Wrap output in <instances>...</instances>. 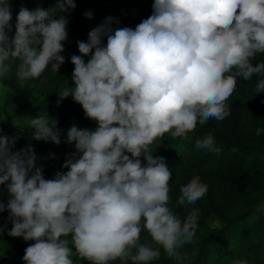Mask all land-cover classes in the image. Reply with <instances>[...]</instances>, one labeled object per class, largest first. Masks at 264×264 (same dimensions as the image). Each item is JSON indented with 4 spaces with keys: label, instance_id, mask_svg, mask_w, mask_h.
Wrapping results in <instances>:
<instances>
[{
    "label": "clouds",
    "instance_id": "obj_1",
    "mask_svg": "<svg viewBox=\"0 0 264 264\" xmlns=\"http://www.w3.org/2000/svg\"><path fill=\"white\" fill-rule=\"evenodd\" d=\"M75 8V0H56L47 9L22 6L10 36L12 2L0 0V88L13 67L21 85L49 65L59 71L68 38L61 13ZM113 22L119 20L106 17L87 42H77L74 87L65 79L57 93V106L71 96L97 125L68 130L76 150L62 165L68 171L46 179L31 145L13 151L17 138L0 135V185L9 197L6 205L0 201V213H9V236L34 241L25 264H76L73 257L87 264H152L161 248L184 264L200 210L193 207L182 220L169 206L172 172L153 151L166 134L186 141L197 124L227 118L238 78L261 77L255 92L264 93V62L252 63L264 54V0H154L152 14L134 29H113ZM57 123L47 112L32 118L31 138L59 145ZM195 147L222 151L210 133ZM179 193L176 204L187 209L206 196L208 185L193 176ZM145 231L151 243L142 241Z\"/></svg>",
    "mask_w": 264,
    "mask_h": 264
},
{
    "label": "trees",
    "instance_id": "obj_2",
    "mask_svg": "<svg viewBox=\"0 0 264 264\" xmlns=\"http://www.w3.org/2000/svg\"><path fill=\"white\" fill-rule=\"evenodd\" d=\"M12 23L15 33V19L19 9L23 6L29 10L36 7L45 9L52 7L56 0H11ZM154 0H75L76 8L61 13L68 19V38L64 42L65 63L61 66L68 71V75L55 73L49 65L40 78L24 82L21 85L15 76V67L2 83L5 86L0 92V135L16 137L13 151L27 148L34 149L38 159L37 167H43L46 179L54 178L58 171H63L65 150L69 145L67 132L72 126L78 129L95 130L96 122L85 117L84 111L71 96L60 101L57 106L58 92L72 85L74 65L72 55H81L78 50V41L87 42L88 33L99 26L106 17H113L119 23L113 22L112 28H135L142 20L152 14ZM91 12V18L84 15ZM57 16L60 14L57 13ZM105 46L107 38L103 40ZM89 56H84L85 62ZM14 65L19 61H14ZM261 77L253 76L245 81L242 77L237 80L234 94L229 98L231 114L223 121H208L204 125L197 124L188 140L171 139L167 137L154 151V156L165 158L171 169L170 207L183 220L193 207L200 210L196 242L186 245L184 250L188 259L184 264H264V145L245 140L239 123L243 113L250 110L264 115V93H256L255 86ZM44 79L42 98L36 100L35 91L38 82ZM47 115L58 121L56 127L60 132L61 143L36 141L31 138L34 129H30V120L39 114ZM15 119L13 124L10 120ZM211 134L216 147L222 149L219 155L203 149H197L195 142ZM179 153V154H178ZM143 159V158H141ZM193 176H199L201 182L208 185V193L196 205L187 209L177 205L179 189ZM221 187L220 194L215 192V186ZM6 185H0V201L5 205L8 200ZM214 214L219 223L211 226L207 223L208 214ZM254 215L251 217V215ZM7 209L0 213V264H25L23 256L25 249L34 241H24L23 238L11 237L8 232L12 222L8 219ZM70 237L68 239L70 240ZM142 241L151 243L148 233H141ZM152 264H175L163 256ZM215 256L213 263L209 257ZM76 260V264L86 261ZM119 264V261L113 262Z\"/></svg>",
    "mask_w": 264,
    "mask_h": 264
},
{
    "label": "rangeland",
    "instance_id": "obj_3",
    "mask_svg": "<svg viewBox=\"0 0 264 264\" xmlns=\"http://www.w3.org/2000/svg\"><path fill=\"white\" fill-rule=\"evenodd\" d=\"M54 5L55 4H53L52 7ZM262 62H264V54H258L256 56V58L252 61V63L254 65L258 64V63H262ZM57 73L65 75V76L69 74L68 71L65 68H62V67H60V69H59V71ZM45 83L46 82H45L44 79H41L38 82L37 88H36V91H35L36 100L42 98V95H43L42 91H43V88L45 86ZM72 85L74 86L73 82H72ZM3 90H4V87L0 88V92H3ZM2 120H3V118H2V116H0V121H2ZM212 120H214V119H211L210 121H212ZM10 122L15 124L17 121L15 119H12V120H10ZM239 125L242 128L241 132H242L245 140L254 142V143L259 144V145H264V132H261V134L259 136L256 135V130L258 128L264 129V115L262 113H256V112H253V111H250V110L244 112L243 113V117H242ZM69 154L76 155V150H75L74 145H69V146L66 147V150H65V153H64L65 160H66V157ZM67 171H68L67 168H63V172H67ZM215 192L217 194H220L221 187H219V185L215 186ZM202 199H203V201L205 200V198H202ZM253 216L254 215L252 214L251 217H253ZM206 221L211 226H216L219 223V221L216 218V216L214 214H212V213L207 215ZM4 232H5V230H2L1 233H4ZM70 240H71V237H70ZM214 260H215V256L211 255L209 257V261L211 263H213ZM79 264H82V263L79 262Z\"/></svg>",
    "mask_w": 264,
    "mask_h": 264
}]
</instances>
